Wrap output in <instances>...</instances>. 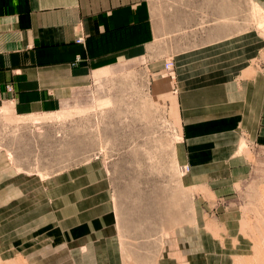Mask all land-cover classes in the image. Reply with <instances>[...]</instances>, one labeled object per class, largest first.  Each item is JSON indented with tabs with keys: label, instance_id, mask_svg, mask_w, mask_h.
Here are the masks:
<instances>
[{
	"label": "crops",
	"instance_id": "crops-1",
	"mask_svg": "<svg viewBox=\"0 0 264 264\" xmlns=\"http://www.w3.org/2000/svg\"><path fill=\"white\" fill-rule=\"evenodd\" d=\"M177 31L149 0H0V111L58 113L118 66L147 60L155 99L168 102L180 125L176 161L191 201L184 226L201 235L183 246L190 264H264L251 234L258 231L246 223L264 186V38L225 27L196 39L175 38ZM168 49L176 51V78L166 80L158 71ZM10 156L0 152L5 258L17 252L28 264H146L115 242V194L102 161L45 175L21 170ZM123 227L130 230V222Z\"/></svg>",
	"mask_w": 264,
	"mask_h": 264
},
{
	"label": "rangeland",
	"instance_id": "rangeland-1",
	"mask_svg": "<svg viewBox=\"0 0 264 264\" xmlns=\"http://www.w3.org/2000/svg\"><path fill=\"white\" fill-rule=\"evenodd\" d=\"M149 2L162 23L177 27L175 38L193 33L196 39L218 27H225L227 34L250 31L264 38V7L258 0ZM175 52L168 49L163 56L158 78H176V70L174 76L164 71L167 62L175 66ZM146 63L118 66L113 77L95 81L52 115L21 118L0 111V152L10 153L21 170L45 175L99 159L115 194L118 249L128 245L131 257L140 253L146 264H190L184 247L201 235L184 226L190 225L191 201L176 161L180 125L168 102L155 99L153 77L143 69ZM243 149L252 159L246 142ZM257 199L246 223L258 231L251 234L264 249V186ZM127 222L130 230L123 227ZM0 264H28V260L17 252L7 258L0 254Z\"/></svg>",
	"mask_w": 264,
	"mask_h": 264
},
{
	"label": "built area",
	"instance_id": "built-area-1",
	"mask_svg": "<svg viewBox=\"0 0 264 264\" xmlns=\"http://www.w3.org/2000/svg\"><path fill=\"white\" fill-rule=\"evenodd\" d=\"M78 42H82V40L81 39H79L78 40ZM175 66H174V63H173V61H171V62H167L166 64H165V66H164V71L169 75V76H174L175 75V68H174Z\"/></svg>",
	"mask_w": 264,
	"mask_h": 264
},
{
	"label": "bare ground",
	"instance_id": "bare-ground-1",
	"mask_svg": "<svg viewBox=\"0 0 264 264\" xmlns=\"http://www.w3.org/2000/svg\"><path fill=\"white\" fill-rule=\"evenodd\" d=\"M186 170V169H185Z\"/></svg>",
	"mask_w": 264,
	"mask_h": 264
}]
</instances>
